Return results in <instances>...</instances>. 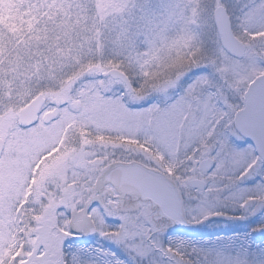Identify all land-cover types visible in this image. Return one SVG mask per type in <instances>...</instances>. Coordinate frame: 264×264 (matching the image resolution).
I'll use <instances>...</instances> for the list:
<instances>
[{"label":"snow or ice","instance_id":"snow-or-ice-1","mask_svg":"<svg viewBox=\"0 0 264 264\" xmlns=\"http://www.w3.org/2000/svg\"><path fill=\"white\" fill-rule=\"evenodd\" d=\"M216 217L264 234V0H0V264H264Z\"/></svg>","mask_w":264,"mask_h":264},{"label":"rangeland","instance_id":"rangeland-1","mask_svg":"<svg viewBox=\"0 0 264 264\" xmlns=\"http://www.w3.org/2000/svg\"><path fill=\"white\" fill-rule=\"evenodd\" d=\"M238 144H240V146H243V142H238ZM246 183H252V181H246ZM234 228H235L234 221L232 222L218 221L216 223L207 222L198 228L191 229L190 232L196 234L195 240H205V239H213L221 236L230 237L232 234H234L233 233ZM175 230H179V229H175ZM169 234L171 235L172 233H170L169 231ZM93 242H98V241H96V238L89 237L83 240L82 243L87 244ZM102 243L104 247L110 248L113 251L116 250V246L111 244L110 242L103 241Z\"/></svg>","mask_w":264,"mask_h":264},{"label":"flooded vegetation","instance_id":"flooded-vegetation-1","mask_svg":"<svg viewBox=\"0 0 264 264\" xmlns=\"http://www.w3.org/2000/svg\"><path fill=\"white\" fill-rule=\"evenodd\" d=\"M212 219H214V220H226V221H228V222H232V221H234V223H235V225L236 226H242V227H240V231H244V227L246 228V226L247 225H243V224H246V223H248V222H254V223H259V218H252V217H250L248 220H233V219H226L225 217H216V218H212ZM236 221L238 222V224L239 225H237V223H236ZM202 224H200V225H190L188 228H198V227H200ZM235 231H238V229H235V230H233V232H235ZM264 234H261V233H259L258 232V236L257 237H261V236H263ZM255 236H252V238L250 239V241L251 240H254L255 238H254ZM262 239H264V236L262 237Z\"/></svg>","mask_w":264,"mask_h":264},{"label":"trees","instance_id":"trees-1","mask_svg":"<svg viewBox=\"0 0 264 264\" xmlns=\"http://www.w3.org/2000/svg\"><path fill=\"white\" fill-rule=\"evenodd\" d=\"M175 235L184 236V237H190L192 235L189 231V229L181 228L179 230H175L173 232Z\"/></svg>","mask_w":264,"mask_h":264},{"label":"water","instance_id":"water-1","mask_svg":"<svg viewBox=\"0 0 264 264\" xmlns=\"http://www.w3.org/2000/svg\"><path fill=\"white\" fill-rule=\"evenodd\" d=\"M179 225H183V224H179ZM183 226H187V225H183Z\"/></svg>","mask_w":264,"mask_h":264}]
</instances>
